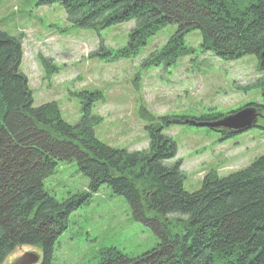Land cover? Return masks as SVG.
Wrapping results in <instances>:
<instances>
[{
	"label": "trees",
	"instance_id": "16d2710c",
	"mask_svg": "<svg viewBox=\"0 0 264 264\" xmlns=\"http://www.w3.org/2000/svg\"><path fill=\"white\" fill-rule=\"evenodd\" d=\"M59 4L72 27L99 32L134 21L125 46L97 56L105 61L138 56L149 40L168 26L174 33L142 67L170 66L194 53L187 35L199 31L201 51L232 61L264 53V0H44ZM22 35L0 30V264L19 246L41 251L40 264H53L57 237L69 215L103 186L125 198L133 216L149 226L159 242L132 257L116 248L98 252L96 264H264V154L225 177L208 173L188 192L177 145L165 133L172 124L214 122L222 113L202 116H149L146 150L129 151L100 141L102 118L94 112L99 90H82L79 120H64L58 103L34 106L21 71ZM262 64V63H261ZM47 73L57 67L43 60ZM264 112V78L258 81ZM143 112V111H142ZM144 116L146 113H142ZM217 131V130H216ZM220 140L229 131H217ZM75 163L88 179L83 192L61 201L45 189L59 164Z\"/></svg>",
	"mask_w": 264,
	"mask_h": 264
},
{
	"label": "rangeland",
	"instance_id": "374dc122",
	"mask_svg": "<svg viewBox=\"0 0 264 264\" xmlns=\"http://www.w3.org/2000/svg\"><path fill=\"white\" fill-rule=\"evenodd\" d=\"M43 1L0 0V30L23 37L21 71L28 78L34 106L54 101L64 120L73 124L81 109L74 94L101 91L103 98L95 103L94 112L102 120L95 134L109 146L129 151L148 149L147 113L156 121L155 117L198 118L209 112L222 113V119L246 108L258 111L259 107L250 105L262 102L255 84L264 78V64L257 57L219 59L212 51H201V35L193 31L186 37L192 55L170 66L143 68L149 54L160 50L174 33L171 25L151 38L138 56L108 62L98 54L125 46L134 21L99 32L76 28L67 22L59 4ZM44 59L57 71L47 73ZM165 133L176 142V158L182 160L188 192L199 190L208 173L225 177L264 154V115L258 116L256 127L232 133L225 140L209 127L187 123L172 124ZM87 186L88 179L75 163L59 164L55 174L45 180V189L59 201ZM158 242L156 233L133 216L125 198L103 186L69 215L67 229L55 243L53 264H96L98 252L104 248L137 257ZM28 254L42 253L36 247L19 246L4 264H18Z\"/></svg>",
	"mask_w": 264,
	"mask_h": 264
},
{
	"label": "water",
	"instance_id": "95a60500",
	"mask_svg": "<svg viewBox=\"0 0 264 264\" xmlns=\"http://www.w3.org/2000/svg\"><path fill=\"white\" fill-rule=\"evenodd\" d=\"M262 61L264 62V53L261 56ZM258 113L255 109H242L240 111L234 112L224 116L222 119H219L214 122H197L195 120L187 119L185 123L192 124L198 127H209L211 129L224 128L232 131L233 133L241 132L252 128L256 125ZM31 256V257H30ZM30 257V258H27ZM39 261V256L26 255L22 259L18 260V264H36Z\"/></svg>",
	"mask_w": 264,
	"mask_h": 264
}]
</instances>
